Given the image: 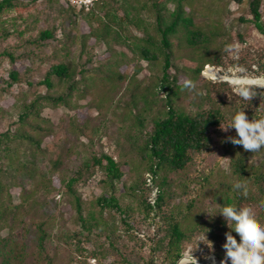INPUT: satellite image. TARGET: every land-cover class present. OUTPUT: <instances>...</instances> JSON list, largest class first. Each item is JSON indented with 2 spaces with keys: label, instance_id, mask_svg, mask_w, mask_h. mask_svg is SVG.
<instances>
[{
  "label": "rangeland",
  "instance_id": "obj_1",
  "mask_svg": "<svg viewBox=\"0 0 264 264\" xmlns=\"http://www.w3.org/2000/svg\"><path fill=\"white\" fill-rule=\"evenodd\" d=\"M250 1L183 0L185 14L207 41L188 45L184 29L168 37L170 72L179 86L172 98L175 105L191 111L219 107L225 115L235 107L238 97L231 86L219 84L222 70L239 64L257 74L264 58V34L251 22ZM66 2L22 0L0 12V133L9 131L6 141H0V264L161 263L162 253L154 249L159 226L145 219L141 209L148 193L141 185L147 172L142 146L153 120L165 114L168 99L158 87L166 50L159 44L156 16L160 13L163 26L176 0L96 1L89 11L73 10ZM125 10L132 19L125 17ZM260 10L264 22V0ZM43 27H54L57 34L45 48L34 40ZM138 46H147L156 57H142ZM3 51L11 52L14 60ZM58 61L71 68L73 86L68 89V82L56 78L51 91L37 85ZM199 65H204L202 71L211 68L215 76L209 72L204 79L202 71L195 72ZM12 70L21 74L19 81L9 78ZM34 97L40 102L39 114L20 121L21 107ZM228 132L221 129L187 172L167 173L168 203H179L191 220L217 209L220 182L231 176L232 152L224 143ZM100 153L112 155L123 169L112 188L101 182L107 181L104 172L92 166V156ZM247 160L258 165L264 154ZM78 170V181L69 186L67 180ZM203 175L208 182L199 194L182 193L186 178L197 188ZM101 194L115 195L129 210L127 224L119 212L99 207L96 198ZM76 197L82 216L95 224L90 229L82 226ZM40 232L46 235L44 250ZM190 254L196 264L218 259L212 247L195 240L186 245L180 264L193 263Z\"/></svg>",
  "mask_w": 264,
  "mask_h": 264
},
{
  "label": "trees",
  "instance_id": "obj_2",
  "mask_svg": "<svg viewBox=\"0 0 264 264\" xmlns=\"http://www.w3.org/2000/svg\"><path fill=\"white\" fill-rule=\"evenodd\" d=\"M98 1L105 2L108 0ZM182 2L183 0H176V6L170 12V18L167 22H164L165 24L163 26H161L163 21L160 13H157L156 16L159 31L162 34L159 44L166 50L164 52V63L158 87L160 92L162 91L168 96V99L165 114L153 120L151 129L145 133L142 146L143 155L147 158V172L145 173V177L142 178L141 185L148 193L141 203V209L145 219H151L159 226L160 236L154 241V249L162 253V260L161 263L157 264H175L182 257L186 245L191 242L193 243L198 233L206 232L207 239L211 242L213 253L220 260L224 258L223 248L225 247V235H231L234 240L236 239L234 233L226 227L221 215L216 214L212 217L207 215L201 219L191 220L185 217V211L179 203L173 205L168 203L167 193H169L168 187L170 186V180L168 177L169 174L167 173L187 172L189 167L198 161L202 153L209 151L210 146L219 136L220 127L224 126L227 116L219 107H210L209 109L201 108L196 111H191L182 109L172 102V98L178 94L179 86L173 81L174 75L170 72L172 63L168 37L175 34L179 29H184L188 45L197 46L199 43L202 44L207 41V38L194 28L191 17L185 14ZM21 3L22 0H0V12L17 7ZM67 5L73 10L76 9L69 3ZM249 11L252 15L251 22L256 29L264 34L260 0H251ZM124 15L127 19H132L129 17V11L125 10ZM34 40L40 47L45 48L47 43L57 40L56 28H41ZM137 50L141 53L142 57L148 60L156 57V54L147 46H138ZM3 52L11 61L14 60L11 52ZM203 66H197L195 72L200 73ZM258 68L256 71L257 74L264 73V58L258 62ZM8 74L12 82L19 81L21 76L15 70L10 71ZM72 77L69 65L58 61L49 65L44 71L43 77L36 84L44 86L48 91H51L56 85L54 81V78H56L58 81L68 82L67 86L69 89L73 86L71 84ZM203 78L206 79L205 77ZM27 82L29 85H32L30 81ZM223 83L224 81L219 82V84ZM256 91L260 96H264V90L256 89ZM44 96L47 97V95ZM56 98L61 101L65 100L62 95H57ZM261 103L262 101L259 97H253L250 106L244 109L246 116L250 120L254 116L259 119L264 114V105H261ZM39 104L38 97H34L28 103H25L18 113V119L22 122H27L30 115L37 116L39 114ZM261 122V120H256L257 125ZM227 134L229 136L236 135L234 129H230ZM8 135L9 131L0 133V141L2 139L6 141V138L9 137ZM23 136H26L30 140H36L30 134L23 133ZM224 143L227 150L232 152L229 162L231 176L229 179L220 182L222 187L219 189L221 193H219L217 205L223 206L224 204H228L234 206L237 210H251L257 221L264 224V207H261L264 205V161L258 165L249 163L247 156L250 155L244 152L242 146L233 145L227 139ZM36 144L39 145L38 140H36ZM91 159L92 166L100 168L105 174L107 181L104 179L101 182L108 183L112 188L113 181L122 178L124 174L123 169L112 155L100 153L93 155ZM85 168L87 172L89 168L88 163H85ZM75 172L73 173L75 176L72 175L66 182L69 186L78 181L77 179L82 171L78 170ZM202 178L203 181L198 184L199 187L197 188L191 185V179L186 178L182 185V193L188 196L194 195L193 193L196 195L199 194L204 184L208 182L207 176L203 175ZM148 179H150V182ZM236 182L246 183L248 185L249 198L247 200L241 199L240 195L233 190V185ZM153 189H156L154 196L152 195ZM1 191L2 186L0 184V193ZM152 199H154V203H152ZM75 200L82 226L86 229L95 226L93 222H88L89 220H86L82 216L79 197H76ZM96 202L101 209L111 208L119 212L123 216L122 219L126 224L125 217H132L129 210L122 208L118 198L113 194H101L96 198ZM192 206L191 203H187L186 207L192 208ZM177 207H179V211L176 209ZM128 225L130 226V224ZM45 236L44 232H40L38 236L40 250H44ZM237 243H239L238 240ZM149 264L152 263L150 262ZM189 264L193 263L190 262Z\"/></svg>",
  "mask_w": 264,
  "mask_h": 264
},
{
  "label": "clouds",
  "instance_id": "obj_3",
  "mask_svg": "<svg viewBox=\"0 0 264 264\" xmlns=\"http://www.w3.org/2000/svg\"><path fill=\"white\" fill-rule=\"evenodd\" d=\"M233 59H238V57L234 56ZM222 73L220 79L231 86L232 95L238 97V100L234 102L235 107L227 114L226 122L220 128L223 131L234 129L236 135L229 136L227 140L233 145L242 146L245 153L253 156L264 154V114L259 119L254 116L250 120L244 110L250 106L253 97H259L262 101L261 105H264V96H260L256 91V89L264 90V73L250 72L239 64L222 70ZM185 87L191 88L194 85L186 84ZM256 120L262 122L257 125ZM233 190L240 195L241 199L249 198L246 183L236 182L233 185ZM216 206L217 210L208 212V216L221 215L226 227L234 233L236 238L234 240L231 235H225L223 264H264V224L257 221L251 210H237L228 204L223 206L216 204ZM197 242H203L209 248L212 246L207 239L206 232L196 235V245ZM191 251L192 249H189V253ZM190 258L193 264H196L191 254Z\"/></svg>",
  "mask_w": 264,
  "mask_h": 264
},
{
  "label": "built area",
  "instance_id": "obj_4",
  "mask_svg": "<svg viewBox=\"0 0 264 264\" xmlns=\"http://www.w3.org/2000/svg\"><path fill=\"white\" fill-rule=\"evenodd\" d=\"M71 5L77 7V8H84V9H89L90 7L93 6V4L98 1V0H67ZM209 66V65H207ZM211 68L207 67L206 69H204L202 72V76L205 78H208L209 71ZM148 181L150 182V179H148ZM156 193V189H153L152 191V195L154 196ZM152 203H154V199H152Z\"/></svg>",
  "mask_w": 264,
  "mask_h": 264
},
{
  "label": "bare ground",
  "instance_id": "obj_5",
  "mask_svg": "<svg viewBox=\"0 0 264 264\" xmlns=\"http://www.w3.org/2000/svg\"><path fill=\"white\" fill-rule=\"evenodd\" d=\"M209 72H210V74H212V76H215V74H216L211 69H210ZM197 264H223V262H211V261H208V262H197Z\"/></svg>",
  "mask_w": 264,
  "mask_h": 264
},
{
  "label": "water",
  "instance_id": "obj_6",
  "mask_svg": "<svg viewBox=\"0 0 264 264\" xmlns=\"http://www.w3.org/2000/svg\"><path fill=\"white\" fill-rule=\"evenodd\" d=\"M215 261L219 262L220 260L216 259ZM201 262H206V260ZM175 264H180V260H178Z\"/></svg>",
  "mask_w": 264,
  "mask_h": 264
}]
</instances>
